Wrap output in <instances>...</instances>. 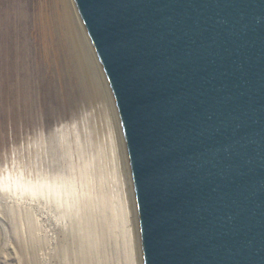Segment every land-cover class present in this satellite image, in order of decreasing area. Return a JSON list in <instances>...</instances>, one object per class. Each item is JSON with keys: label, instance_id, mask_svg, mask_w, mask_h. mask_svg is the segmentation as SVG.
<instances>
[{"label": "water", "instance_id": "95a60500", "mask_svg": "<svg viewBox=\"0 0 264 264\" xmlns=\"http://www.w3.org/2000/svg\"><path fill=\"white\" fill-rule=\"evenodd\" d=\"M120 114L144 264H264V0H76Z\"/></svg>", "mask_w": 264, "mask_h": 264}, {"label": "bare ground", "instance_id": "6f19581e", "mask_svg": "<svg viewBox=\"0 0 264 264\" xmlns=\"http://www.w3.org/2000/svg\"><path fill=\"white\" fill-rule=\"evenodd\" d=\"M22 2L19 11H15V7L11 10L3 5L0 7L3 9V13L0 12V26L4 28V31L0 32V41H4L5 44L11 37L12 54H14L12 61L8 63L6 59L9 55L4 53V49L0 53V143L3 142L2 131L6 128L5 124L8 120L18 131L21 121L34 122L40 105H43L44 112L52 117L55 113L68 115L72 112L76 95L90 99V106L96 101L95 97L107 99L111 103L112 110L111 115L107 114L108 136L118 173L117 179L119 177L118 181L121 184L118 194L121 204L109 222L106 220L109 218L106 212L101 210L100 221L88 216L85 217L82 226L88 231L89 253L92 251V255L93 251L103 249L108 236V239L114 238V242L118 244L117 239L120 235L121 242L124 243L125 264H144L133 176L128 163V152L125 149L126 141L120 123V114L117 111L110 82L81 18L77 2L76 0ZM7 26L11 28L12 34L6 30ZM82 65L86 66L93 80L92 83L97 88L98 94H95L93 99L88 96L89 92L87 94L86 88H83L85 84L79 80L81 76L79 77L78 73ZM91 115V112L88 113L87 118L92 125L94 118ZM91 125L85 127H90L95 133L96 129ZM80 127L78 123V129L82 131ZM63 172L61 170L60 174L48 175L45 169L27 165L17 156L5 160L0 164V213L5 197L17 202L27 199L31 203L39 202L42 205H47L49 201L57 208L56 217L60 219V208L71 202L70 197L74 196L76 188L75 176L67 178ZM79 173L77 172L78 178H80ZM78 203L82 205L83 201L79 199ZM31 206L33 208V204ZM16 209L13 205L11 210L16 211ZM32 211L34 213V210ZM34 216L31 218L37 223V218ZM119 228L121 230L118 232ZM6 231V226L0 218V254L4 250L2 246L7 238ZM87 260L85 259V264H89ZM98 262L101 263L99 260Z\"/></svg>", "mask_w": 264, "mask_h": 264}, {"label": "rangeland", "instance_id": "374dc122", "mask_svg": "<svg viewBox=\"0 0 264 264\" xmlns=\"http://www.w3.org/2000/svg\"><path fill=\"white\" fill-rule=\"evenodd\" d=\"M22 1L26 0H0V7L3 5L9 10L15 7V11H19ZM2 11L0 8V12ZM0 27V32L4 31L3 26ZM8 27L6 30L12 34ZM12 46L11 37L5 44L0 41V53L3 52L2 49L5 50L4 53L9 55L6 59L8 63L14 56ZM82 67L78 73L81 76L79 80L85 84L83 88H86L88 96L93 99L98 94L97 88L92 83L86 66ZM76 97L73 111L68 115L55 113L52 117L48 116L43 105H40L34 122L21 121L18 131L11 121L8 120L5 124L1 139L3 142L0 143V164L17 156L27 165L45 169L48 175L60 174L62 170L67 178L75 176L76 188L74 196L70 197L71 202L67 203L70 206L66 204L60 208V219L56 217L57 208L49 201L47 205H42L39 202L31 203L27 199L17 202L5 197L1 204L0 218L6 226L7 238L2 246L4 250L0 254V264H85V259H88L89 264H125L124 243L118 233V244L114 242V238L108 239V236L103 249L93 251V255L91 251L90 255L88 231L82 226L88 216L100 221L101 210L106 212L109 217L106 220L109 222L121 204L118 196L121 184L119 177L117 179L118 173L108 136L107 114H112L111 103L107 99L95 97L96 101L90 106V99L78 95ZM90 112L94 118L92 125L87 118ZM78 123L82 131L78 129ZM85 125L93 126L96 132ZM77 172H80V178ZM79 199L83 201L82 205L78 203ZM13 205L16 206V211L11 210ZM33 216L37 218V223L33 222ZM119 230L121 228L118 232Z\"/></svg>", "mask_w": 264, "mask_h": 264}]
</instances>
